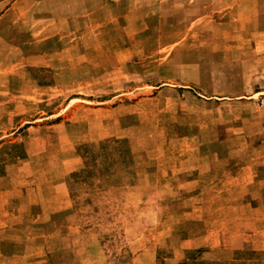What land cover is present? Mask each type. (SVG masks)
Instances as JSON below:
<instances>
[{
	"label": "rangeland",
	"instance_id": "obj_1",
	"mask_svg": "<svg viewBox=\"0 0 264 264\" xmlns=\"http://www.w3.org/2000/svg\"><path fill=\"white\" fill-rule=\"evenodd\" d=\"M11 196L0 264H264V0H0Z\"/></svg>",
	"mask_w": 264,
	"mask_h": 264
},
{
	"label": "crops",
	"instance_id": "obj_2",
	"mask_svg": "<svg viewBox=\"0 0 264 264\" xmlns=\"http://www.w3.org/2000/svg\"><path fill=\"white\" fill-rule=\"evenodd\" d=\"M7 193H10V192H7ZM14 193L15 192H13L12 195H15ZM64 195H65L64 198L66 199V196H68V193L64 192ZM20 203H21V198H19L17 196L16 197L11 196V197H7L5 199V201H3V203H1V205H0V236H2V234H4V237L0 238V244H2L3 246L6 245V247L9 246L11 248L10 254L3 256V254L1 253L0 257L3 256L5 259L14 260L17 263L18 262L24 263V261L31 262V263H38L39 261H37L38 259L36 258V255H34V254L32 255V257L30 259H26L27 256H25L23 254V247H24L23 239L20 240L19 238H11V237L5 235V233L17 231L19 229L22 230L25 226H27L24 224V220H23L24 215L21 214V217H19L15 212L16 207L14 205H19ZM56 203L52 204L49 207V210H47V212H45V210L43 211V215L45 217L43 222L50 223L52 220H54L55 215L58 212L62 211L65 214H68L69 211L71 210V202L68 200L65 201L62 206L60 205L57 207ZM28 205L32 209L35 206V203L30 202ZM39 218H40V214H37L36 219H35V223L37 221H39ZM66 218H67V220L71 219V212L69 213V215H67ZM18 219H20V220H18ZM31 221L33 223L34 218ZM32 227H34V225ZM68 228L71 229L70 223H67L65 225V230H68ZM70 229H69V231H71ZM49 260L50 259L48 258V261Z\"/></svg>",
	"mask_w": 264,
	"mask_h": 264
}]
</instances>
